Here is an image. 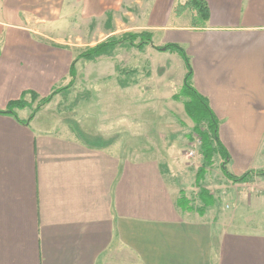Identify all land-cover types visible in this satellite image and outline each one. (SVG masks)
Listing matches in <instances>:
<instances>
[{"label":"crops","instance_id":"crops-1","mask_svg":"<svg viewBox=\"0 0 264 264\" xmlns=\"http://www.w3.org/2000/svg\"><path fill=\"white\" fill-rule=\"evenodd\" d=\"M124 1L0 0V111L24 93L38 101L68 85L74 52L64 22L112 17ZM202 1L204 24L167 26L157 21L188 0H152V40L164 32L159 45L187 54L192 85L218 120L227 171L256 175L264 161V0ZM125 88L104 93L109 122L68 125L51 102L30 122L28 107L0 114V264H264V232L226 230L207 211L177 207L176 155L126 146L127 122L112 121L127 111Z\"/></svg>","mask_w":264,"mask_h":264},{"label":"rangeland","instance_id":"rangeland-1","mask_svg":"<svg viewBox=\"0 0 264 264\" xmlns=\"http://www.w3.org/2000/svg\"><path fill=\"white\" fill-rule=\"evenodd\" d=\"M152 5V0H125L118 11L107 12L112 17L66 20L64 38L74 52V59L110 38H119L125 33H152L157 21L150 16ZM172 8L170 14L157 22L163 21L167 26L193 23L194 20L188 18L189 8L183 10L178 2ZM165 36L164 32L155 31L152 46L142 51L124 45L93 61H77L73 86L55 96L50 107L65 116L68 125H73V119L84 123L91 118L109 122L111 118L100 113L104 93L126 87L127 111L122 115L114 114L112 119L127 122L126 146L163 159L176 155L174 159L181 162H175L171 168L170 180L194 207H199L195 179L203 165L200 140L192 132L193 123L186 117L183 104L173 98L182 87V70L186 69L177 54L155 49L162 46L159 43ZM223 162L219 155H214L201 182L216 199L214 206L206 210L209 220L214 218L220 223L216 227L222 225L235 232H264V176L252 174L248 183H230L221 172ZM256 164L261 168L253 171L264 172V161Z\"/></svg>","mask_w":264,"mask_h":264},{"label":"trees","instance_id":"trees-1","mask_svg":"<svg viewBox=\"0 0 264 264\" xmlns=\"http://www.w3.org/2000/svg\"><path fill=\"white\" fill-rule=\"evenodd\" d=\"M179 7L183 10L186 8L190 9L193 17L192 21L194 20L192 23L193 25L204 24V22L208 19V7L202 0H188V2L184 5H179ZM152 38L153 35L151 32L144 31L140 33H125L119 38H110L105 40L95 47L85 50L79 54L76 59H74L69 69V76L71 80L68 85L61 88H55L49 96L38 101L37 96L33 93H29L32 99L31 102L24 100L26 95V93H24L19 100L9 103L6 110L0 111V114H11L15 116L14 111L16 109L28 107L31 109V113L27 122H30L44 106L51 102L54 96L66 92L73 86L76 77L75 66L77 61H93L98 57L110 54L117 47L124 45L130 48H135L138 51H142L145 47L152 46ZM155 49L160 52L177 54L182 59L186 69L183 85L179 93L174 95L173 98L183 104L186 116L193 123L192 132L200 140V153L203 159V165L198 170L195 179V186L198 188L196 198L200 202V206L194 207L192 205V201L187 199L183 191L179 192V198L176 205L182 211H193L202 216L206 210L213 207L216 202V199L209 193V191L201 186V182L206 175L205 168L206 166L211 165L214 155H219L224 160L221 165V172L223 176L232 183H248L251 180L250 175L254 173L246 172L245 174L237 177L227 171L226 164L228 161V153L218 140V120L212 113L206 99L199 95L192 85V69L189 58L183 48L177 44H166L161 47H156ZM35 102L36 105L33 107ZM255 174L264 176V172Z\"/></svg>","mask_w":264,"mask_h":264}]
</instances>
